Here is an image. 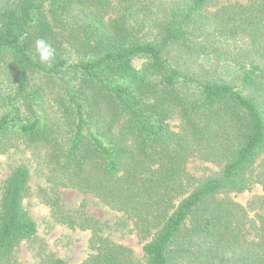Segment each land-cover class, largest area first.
Returning a JSON list of instances; mask_svg holds the SVG:
<instances>
[{
	"label": "trees",
	"instance_id": "1",
	"mask_svg": "<svg viewBox=\"0 0 264 264\" xmlns=\"http://www.w3.org/2000/svg\"><path fill=\"white\" fill-rule=\"evenodd\" d=\"M20 146L41 152L51 218L90 233L80 264H264V0H0V156ZM195 159L219 169L200 179ZM30 181L19 165L1 186L0 264L37 237ZM65 188L121 219L68 207Z\"/></svg>",
	"mask_w": 264,
	"mask_h": 264
},
{
	"label": "rangeland",
	"instance_id": "2",
	"mask_svg": "<svg viewBox=\"0 0 264 264\" xmlns=\"http://www.w3.org/2000/svg\"><path fill=\"white\" fill-rule=\"evenodd\" d=\"M224 1L227 0H219V2ZM142 62V59H137L134 61V65L140 67ZM178 122V119L170 121L174 127ZM19 165H26L31 171V190L24 198V206L36 221L38 232L35 239L22 243L17 251V257L24 264H38L40 260L38 252L42 248V251L52 252L56 256L62 257L67 264H80L90 251L88 246L90 233L87 231H72L66 226L56 223L51 218L48 206L42 202L38 194L39 188L46 184L45 176L42 172L41 152L39 150L33 151L32 149L20 146L0 156V192L4 180ZM218 169V166L202 162L199 159H195L189 163L190 172L200 179L207 177ZM262 191L263 188L261 186H256L252 191L238 194L233 193L232 196L237 201L246 204L253 194L261 193ZM62 194L68 207L84 204L88 212L95 215L101 221L107 222L109 225L121 219L122 214L120 212L102 204L89 193L65 188L62 190ZM129 229L123 227L122 230L120 228L119 230L111 228L108 229V232L112 234L115 240L132 247L135 254L141 257L143 255V243L139 241L135 232H131Z\"/></svg>",
	"mask_w": 264,
	"mask_h": 264
},
{
	"label": "clouds",
	"instance_id": "3",
	"mask_svg": "<svg viewBox=\"0 0 264 264\" xmlns=\"http://www.w3.org/2000/svg\"><path fill=\"white\" fill-rule=\"evenodd\" d=\"M36 55L39 61L47 66H51L52 61L55 58L56 52L51 44L45 39L40 38L35 42Z\"/></svg>",
	"mask_w": 264,
	"mask_h": 264
}]
</instances>
